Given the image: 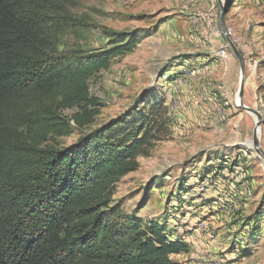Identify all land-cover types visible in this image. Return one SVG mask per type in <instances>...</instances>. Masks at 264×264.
<instances>
[{
	"label": "rangeland",
	"instance_id": "obj_1",
	"mask_svg": "<svg viewBox=\"0 0 264 264\" xmlns=\"http://www.w3.org/2000/svg\"><path fill=\"white\" fill-rule=\"evenodd\" d=\"M55 2L52 16L74 24L60 19V49L108 48L110 33L139 38L89 81L99 115L84 133L157 104L167 110L159 138L116 184L112 205L182 240L188 252L171 256L174 264H264V160L252 144L256 117L236 105L240 67L226 39L243 58L242 103L262 116L264 152V0ZM81 134L74 128L59 143L73 145Z\"/></svg>",
	"mask_w": 264,
	"mask_h": 264
},
{
	"label": "trees",
	"instance_id": "obj_2",
	"mask_svg": "<svg viewBox=\"0 0 264 264\" xmlns=\"http://www.w3.org/2000/svg\"><path fill=\"white\" fill-rule=\"evenodd\" d=\"M55 3L0 0V264H174L188 252L182 240L112 205L163 131L164 105L84 133L99 115L89 81L139 38L110 33L108 48L60 49V19L74 24L52 16ZM74 128L76 143L61 146Z\"/></svg>",
	"mask_w": 264,
	"mask_h": 264
},
{
	"label": "water",
	"instance_id": "obj_3",
	"mask_svg": "<svg viewBox=\"0 0 264 264\" xmlns=\"http://www.w3.org/2000/svg\"><path fill=\"white\" fill-rule=\"evenodd\" d=\"M221 10H222V8H221ZM220 25H221V28L224 32L223 14H221V17H220ZM224 33L226 36V32H224ZM226 39H227V42H228L230 49L232 50L234 56L236 57V59L238 61V64L240 67L239 87H238V91L236 93V105L239 108L243 109L244 111H246L248 113L253 114L256 117L257 121H256L255 129L253 132L252 144H253V147H254L256 153L264 160V152L262 151L261 146H260V142L258 141V133H257L258 129L260 128L261 122H262V116L257 110L250 108V107H247V106H244L242 103V99H243V95H244V84H245L244 61H243V58H242L240 52L238 51L236 46L232 43V41L227 36H226Z\"/></svg>",
	"mask_w": 264,
	"mask_h": 264
}]
</instances>
